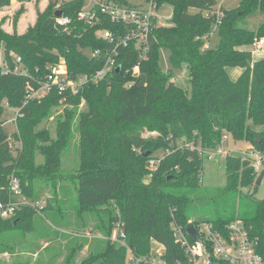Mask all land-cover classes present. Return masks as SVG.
I'll use <instances>...</instances> for the list:
<instances>
[{"label":"trees","instance_id":"16d2710c","mask_svg":"<svg viewBox=\"0 0 264 264\" xmlns=\"http://www.w3.org/2000/svg\"><path fill=\"white\" fill-rule=\"evenodd\" d=\"M156 2L159 8L171 7L172 26L154 27L148 59L141 63L138 74L131 72L136 64L134 46L118 45L119 70L113 68L96 82L90 78L104 68V52L113 48L99 31L122 29L103 17L92 24L77 21L84 0L60 1L58 7V2L50 0L44 10L37 9L34 23L21 33L16 26L24 7L13 17L12 32L5 31L0 21V201L10 197L12 178L32 201L42 199L46 186L70 182L67 188L59 183L64 196L60 206L69 207L80 218L100 211L95 231L105 237L94 240L79 264H152V243L163 247L157 257L164 263L187 264L173 229L194 243L187 230L202 223L223 232L230 223L241 221L251 236L264 243V199L255 203L251 216L242 218L220 215L209 219L191 209L207 158L204 152L217 148L224 133L264 152V57L254 60L247 49L264 36V22L256 31L240 25L245 18L264 15V0H241L235 9L224 10L217 26L219 42L206 50L202 49L210 39L214 20L204 12L217 0ZM8 5L10 0H0V10ZM56 10L70 18L71 24L55 26ZM161 49L169 54L171 71L183 65L188 69V90L166 81L171 74L161 73ZM94 50L102 55H88ZM16 57L26 75L13 72ZM60 62L70 76L89 78L80 92L59 93L54 88L41 98H29L28 86L38 89L46 80L47 66ZM229 69L241 73L232 80ZM81 100L85 106L79 109ZM59 108L63 112L54 117L51 127L46 126ZM8 109L18 113L13 122L16 130L9 134L3 129ZM143 127L157 137H143ZM75 134L79 137L78 165L68 173L62 168V158ZM160 150L165 151L163 158L150 172L148 162L159 158L155 153ZM224 166L226 191L255 188L256 173L249 161L227 155ZM150 174L149 183L143 182ZM50 207L47 198L40 209L25 205L15 216L0 218V238L12 228L31 225L34 212ZM55 216L50 214L53 225L64 226ZM117 227L125 235L122 243L110 240ZM59 233L63 242L79 232L67 228ZM79 238L81 246L85 245L86 240ZM46 240L57 241V236L48 235ZM9 249L0 251L10 253ZM68 256L69 252L65 258Z\"/></svg>","mask_w":264,"mask_h":264},{"label":"rangeland","instance_id":"374dc122","mask_svg":"<svg viewBox=\"0 0 264 264\" xmlns=\"http://www.w3.org/2000/svg\"><path fill=\"white\" fill-rule=\"evenodd\" d=\"M52 1V0H51ZM60 1H70V0H57V7ZM129 4L134 6H139L137 0H126ZM50 0H10V5L3 7L0 10V21L3 20L2 27L7 32H12L13 30V17L16 16L15 13L21 7L25 8L23 15L20 17L17 24V32H23L29 25H32L36 19V11L44 10ZM241 0H221V4L224 10L235 9ZM91 5L90 0H84L83 9L86 10ZM194 13L195 10H190ZM158 16V26L167 27L172 26L171 20V7L164 5L159 8L157 12ZM264 22L263 14H256L252 17L245 18L243 22L240 23L241 26L256 31L259 26ZM212 32L210 33V39L205 41V45L202 50L209 48H214L219 42V36L217 27L212 26ZM258 39H256L257 41ZM255 42V41H254ZM254 42L247 47L248 50L253 54L254 60H258L264 57V51L257 48ZM241 49L242 47H237ZM88 52V51H87ZM90 55V52H88ZM169 54L165 49L160 50V67L161 73L168 76L166 81L182 87L185 90L189 89V75L188 69L185 65L181 66L177 71L174 69L171 71L168 63ZM3 59V52L0 50V61ZM183 64V63H182ZM240 69H229V75L232 80H235L237 71ZM171 71V72H170ZM170 72V73H169ZM85 101L81 100L79 104V109L84 108ZM63 112L62 108L55 111L53 117L46 123V126L52 125V121L55 116ZM14 117V112L11 109L6 110L3 118L7 121L3 126L6 133H12L16 130L15 124L9 122ZM143 137H157V133L149 131L147 127H143L141 132ZM79 137L78 134L73 135L70 143L69 149L62 158V168L65 172H72L78 165L79 150L77 149ZM249 150H254L252 145L248 142H236L231 138L230 134L224 133L222 142H220L213 151L206 150L207 158L204 159L202 164V173L200 176V187L198 192L194 195L195 200L191 204L192 211L199 214V216L206 217L209 219H216L218 216L224 218H242L245 216H251L254 213L255 203L264 199V178L262 179L259 186L255 188H240L233 192L226 191L228 174L225 169V158L227 155H237L241 157L247 156ZM165 152V151H164ZM162 150L155 153L156 156L161 157L164 153ZM263 152V151H262ZM248 161V160H246ZM150 169V168H149ZM263 169V168H262ZM154 169H150L152 172ZM263 171V170H262ZM260 171V173L262 172ZM260 173H256V179ZM151 175L144 178L143 182L149 183ZM60 183V182H59ZM59 183L55 186H46L43 191V197L40 200L41 204L45 205V199L49 198L51 200V207L43 212L36 211L32 214L31 225L25 228H12L6 234L5 238H0V250L10 248V253H4L0 251V264H79L81 260L85 259L89 253V247L96 241L94 240H105L98 232L95 231L96 226L99 224V216H101L100 211L87 212L84 217L80 218L74 214L73 211L67 207L64 209L60 206V202L63 200V192H61L62 187L67 188L71 185L70 182H63L61 188ZM70 187V186H69ZM72 187V186H71ZM56 189V190H55ZM221 191L225 192L222 193ZM54 192V194H52ZM67 192V190H66ZM65 192V193H66ZM53 199V200H52ZM53 201V202H52ZM102 210V209H100ZM193 213V212H192ZM50 214H55L56 218H59L64 226L55 227L54 220L50 217ZM197 215V214H196ZM95 222H97L95 224ZM24 223L21 222V225ZM82 223V224H81ZM73 229L79 232L75 234L77 237H72L68 241H61L59 239V232H65V230ZM115 231V230H114ZM57 236V241L48 242L46 236ZM79 237H83L86 240V244L81 246ZM59 240V241H58ZM91 243V244H90ZM151 249L156 253L163 252L162 246L157 243L151 244ZM69 256L65 258L68 254ZM154 252V253H155Z\"/></svg>","mask_w":264,"mask_h":264},{"label":"built area","instance_id":"2783aa9c","mask_svg":"<svg viewBox=\"0 0 264 264\" xmlns=\"http://www.w3.org/2000/svg\"><path fill=\"white\" fill-rule=\"evenodd\" d=\"M91 5L84 10L83 8L77 14L76 20L83 23H97L100 18L107 19L114 23L116 28L114 33L109 30L99 31L104 39L112 43L113 48L104 52L106 57L105 66L97 71L90 80L96 82L106 73L117 69L116 57L117 46L128 47L133 45L136 50V64L131 72L138 74L141 63L148 59L150 52V41L157 27L160 18L157 14L159 7L156 0H137L139 6L125 4L117 0H90ZM221 0H217L215 6L204 12V16L214 20V26L217 27L224 17V9ZM54 24L57 27H66L71 24V19L61 15L54 18ZM254 45L264 51V36L255 40ZM102 53L99 50L90 51L91 57H99ZM16 66L14 73L26 75L25 69L20 67V58H15ZM48 74L38 89L28 86L29 98H41L52 89H57L59 93L69 92L77 94L81 86L89 80L87 76H70L63 62L56 65L47 66ZM128 72V71H127ZM131 85V84H130ZM128 85V86H130ZM14 117L9 122H14L18 115L14 111ZM159 158L151 159L148 162L150 169L157 167L162 160ZM248 160L255 173H260L263 168L264 152L259 150H249L243 161ZM10 197L7 200L0 201V218L9 219L15 216L16 212L22 206H31L37 209L42 208L40 200L32 201L22 193L19 181L12 178L9 185ZM176 239L184 249L187 264H264V243L260 244L258 238L251 236L241 221L230 223L223 232L213 229L210 224H199L195 229L199 241L190 243L188 238L179 230L173 229ZM125 238L122 229L117 227L110 240L116 243H122ZM163 251V250H162ZM156 253L151 258L152 264H166L160 260Z\"/></svg>","mask_w":264,"mask_h":264},{"label":"water","instance_id":"95a60500","mask_svg":"<svg viewBox=\"0 0 264 264\" xmlns=\"http://www.w3.org/2000/svg\"><path fill=\"white\" fill-rule=\"evenodd\" d=\"M57 0H52V4H56ZM62 15V12L59 11V10H56L54 12V16L55 17H60ZM119 70V68H117V71ZM264 178V170L259 174L258 178L256 179V182H255V185L256 186H259V184L261 183L262 179ZM189 236L194 239L195 241H199V238H198V235L196 233V230L191 227V228H188L187 230ZM152 256H155V253L152 252Z\"/></svg>","mask_w":264,"mask_h":264},{"label":"crops","instance_id":"0c3cea01","mask_svg":"<svg viewBox=\"0 0 264 264\" xmlns=\"http://www.w3.org/2000/svg\"><path fill=\"white\" fill-rule=\"evenodd\" d=\"M237 72H238L237 75L239 76L240 73H241V71L238 70ZM228 73H229V72H228ZM238 76H237V77H238ZM237 77H236V78H237ZM162 249H163V247H162Z\"/></svg>","mask_w":264,"mask_h":264}]
</instances>
